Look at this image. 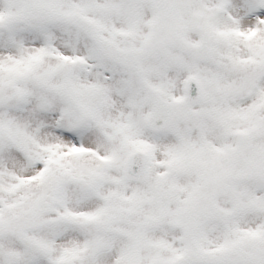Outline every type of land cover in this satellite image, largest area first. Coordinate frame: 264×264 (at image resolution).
<instances>
[{
    "label": "snow or ice",
    "instance_id": "6c2138e0",
    "mask_svg": "<svg viewBox=\"0 0 264 264\" xmlns=\"http://www.w3.org/2000/svg\"><path fill=\"white\" fill-rule=\"evenodd\" d=\"M0 264H264V0H0Z\"/></svg>",
    "mask_w": 264,
    "mask_h": 264
}]
</instances>
